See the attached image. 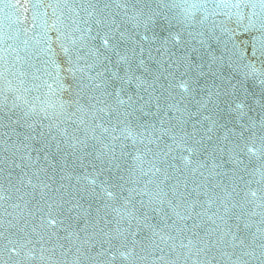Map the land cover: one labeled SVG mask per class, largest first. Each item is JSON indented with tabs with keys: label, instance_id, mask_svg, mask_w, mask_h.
Returning a JSON list of instances; mask_svg holds the SVG:
<instances>
[{
	"label": "snow or ice",
	"instance_id": "1",
	"mask_svg": "<svg viewBox=\"0 0 264 264\" xmlns=\"http://www.w3.org/2000/svg\"><path fill=\"white\" fill-rule=\"evenodd\" d=\"M0 264H264V0H0Z\"/></svg>",
	"mask_w": 264,
	"mask_h": 264
},
{
	"label": "water",
	"instance_id": "2",
	"mask_svg": "<svg viewBox=\"0 0 264 264\" xmlns=\"http://www.w3.org/2000/svg\"><path fill=\"white\" fill-rule=\"evenodd\" d=\"M33 2H34V0H33ZM44 2L45 3H50V2H54V0H44ZM48 11H49V14H50L51 13V9H49ZM28 16H29L28 23L25 24V25H23L22 27H28L30 29L28 35H29V37L33 38L31 40V42L34 44L35 38L38 37V36H40V35H42V30L40 28H37L35 30H31L32 20H31V13L30 12H29ZM217 19H223V20H225L228 23V26L229 27H235L236 26L235 25V22H234L235 21V17H233L232 22H228L227 21V17H225V16H220ZM247 38L248 37L246 35H244L242 33L240 34V39H247ZM17 69H21V64H19V63L17 64ZM22 70L27 71L29 73V75L26 77V79L31 80V72H33L34 69H28L27 66L25 65V66H23V69Z\"/></svg>",
	"mask_w": 264,
	"mask_h": 264
}]
</instances>
